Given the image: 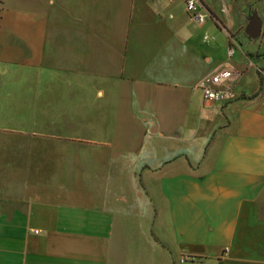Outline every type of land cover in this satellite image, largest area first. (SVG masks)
Here are the masks:
<instances>
[{"label":"crops","instance_id":"crops-1","mask_svg":"<svg viewBox=\"0 0 264 264\" xmlns=\"http://www.w3.org/2000/svg\"><path fill=\"white\" fill-rule=\"evenodd\" d=\"M197 2L0 0V264H264V0Z\"/></svg>","mask_w":264,"mask_h":264},{"label":"built area","instance_id":"built-area-1","mask_svg":"<svg viewBox=\"0 0 264 264\" xmlns=\"http://www.w3.org/2000/svg\"><path fill=\"white\" fill-rule=\"evenodd\" d=\"M175 1V0H171ZM186 10L190 19L199 27H204L209 19V15L199 8L197 0H185ZM203 42L206 45L216 43V38L208 33L203 35ZM238 48V43L232 41L228 50L229 58H232ZM225 68V67H223ZM229 74H214L206 78L199 86L203 91L205 100L210 102H228L238 98L235 88L226 86L229 81Z\"/></svg>","mask_w":264,"mask_h":264},{"label":"rangeland","instance_id":"rangeland-1","mask_svg":"<svg viewBox=\"0 0 264 264\" xmlns=\"http://www.w3.org/2000/svg\"><path fill=\"white\" fill-rule=\"evenodd\" d=\"M243 36H244V35H243ZM213 44H215V43H213ZM213 44H212V45H213ZM231 44H232V42H231ZM230 46H231V45H230ZM229 48H230V47H229ZM228 57H229V55H228ZM230 59H231V58H230ZM250 67H254L253 62H249V68H250ZM257 71H259V74H263V73H264V72H263L262 70H260V69H257ZM233 85H234V80L231 79V83H230L229 85H226V86L234 88ZM235 100H237V99H235ZM235 100H229L228 102H222V103H231V102H234Z\"/></svg>","mask_w":264,"mask_h":264}]
</instances>
